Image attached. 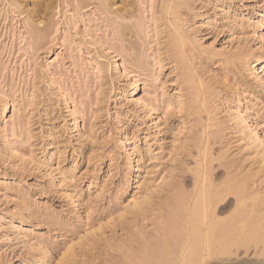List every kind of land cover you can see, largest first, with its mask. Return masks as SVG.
<instances>
[{
	"label": "rangeland",
	"instance_id": "374dc122",
	"mask_svg": "<svg viewBox=\"0 0 264 264\" xmlns=\"http://www.w3.org/2000/svg\"><path fill=\"white\" fill-rule=\"evenodd\" d=\"M213 194L264 264V0H0V264L156 263Z\"/></svg>",
	"mask_w": 264,
	"mask_h": 264
},
{
	"label": "bare ground",
	"instance_id": "6f19581e",
	"mask_svg": "<svg viewBox=\"0 0 264 264\" xmlns=\"http://www.w3.org/2000/svg\"><path fill=\"white\" fill-rule=\"evenodd\" d=\"M203 191H205V190H203ZM221 194L219 193L220 196H222ZM205 195H206V193H205ZM219 195L217 197H215L216 195L214 196V194H213V197H215V198H213V200H211V206H213V207H212V211L210 213L213 214L212 215L213 217H211L213 219H212L211 223L207 224L208 229H206V228L201 229V230L195 232V233H197L196 235H195V233L193 235H192V233H190L191 238H186V239L183 238L184 240L182 241L181 238H179V237L180 236L182 237L183 235L182 234L177 235V233L182 232V231L178 232V230L181 229V226L183 227V225L179 224L180 227L178 225L179 229H176L177 230L176 231L174 229V227L176 228L175 222H177V221H175V222L173 221V223L175 224L174 226L173 225L171 226V224L169 223L168 225H170L173 228L170 227L169 228L170 230H168V229L167 230L168 231L172 230L173 233L168 232L166 230L167 234L169 233L168 236L174 238V234H175L174 230H175L177 232L175 234L176 242L172 238L174 241L172 240L170 242V244L168 243L167 245L163 246L164 250L162 248H160V249H162L161 250L162 252H160L159 254L162 253V255L160 258H158V260L155 259L156 263H153L154 261H152V263H147V264H205V263H207V261H209L210 259H213L214 257L232 256L234 254V250H239L241 248H248L251 241L252 242L257 241L258 240V233H255L254 230L250 229L247 234H244V233H237L236 234L235 230H232V228H234V224H236L237 220H239L238 218L239 217L243 218V214L247 216L248 215L247 212L249 213V211H250V214H251L250 216H252L253 207L248 210L246 208V205L242 202L240 204V206L237 207V211H236V213H234L233 217H231L227 220L225 219L224 221H222V220L220 221V219L217 220L216 215L214 217V213H216V211H217L216 207L219 206L220 202L222 201V200L221 201L219 200L220 199ZM228 195H230V193ZM203 197H204V193H203ZM211 198H212V196H211ZM207 200H208V198H207ZM217 201L219 204L216 203ZM255 201H257L256 198L254 199L253 203H255ZM215 203L218 205H216ZM215 208H216V210H215ZM199 209H200V207L198 205L195 207L194 211L197 212V211H199ZM209 209H210V205H209ZM181 211L182 212H180V213L178 212V213L180 215H185V214H182L183 210H181ZM213 211H214V213H212ZM205 213H206V211H205ZM178 217L180 218V216H178ZM211 218H210V220H211ZM249 219L250 218H248V221L251 220V219L250 220ZM241 220H239V221H241ZM171 221L172 220H170V222ZM245 225H247V224H245ZM263 226H264V223H263ZM205 230H206V232H204ZM218 231H221V232L223 231V232H222V234H220V232H218ZM183 232H185V231H183ZM186 235L187 234H184V236H186ZM169 237H167L166 239H168ZM169 240H171V239H169ZM173 242H175V244ZM164 243L166 244V242H164ZM171 244H173V245H171ZM157 247H159V246H157ZM157 252H156V254H158ZM149 253H150V251H149ZM151 255H153V254H151ZM227 258H229V257H227ZM142 259H143V257H142ZM142 259H140V260H142ZM128 260H130V259H128ZM145 264H146V262H145Z\"/></svg>",
	"mask_w": 264,
	"mask_h": 264
}]
</instances>
